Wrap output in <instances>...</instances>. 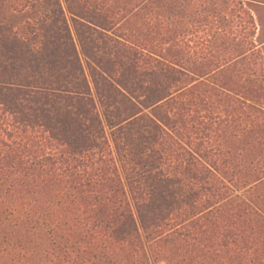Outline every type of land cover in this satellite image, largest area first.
I'll return each mask as SVG.
<instances>
[{"label": "trees", "instance_id": "1", "mask_svg": "<svg viewBox=\"0 0 264 264\" xmlns=\"http://www.w3.org/2000/svg\"><path fill=\"white\" fill-rule=\"evenodd\" d=\"M0 264H264V0H0Z\"/></svg>", "mask_w": 264, "mask_h": 264}]
</instances>
